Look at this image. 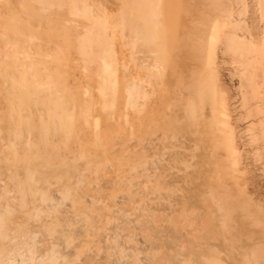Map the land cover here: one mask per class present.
I'll use <instances>...</instances> for the list:
<instances>
[{"label":"bare ground","instance_id":"bare-ground-1","mask_svg":"<svg viewBox=\"0 0 264 264\" xmlns=\"http://www.w3.org/2000/svg\"><path fill=\"white\" fill-rule=\"evenodd\" d=\"M121 1L149 97L110 29L62 0H0V264H264L216 66L219 49L239 64L260 117L264 36L238 34L245 0ZM248 122L261 158L264 118Z\"/></svg>","mask_w":264,"mask_h":264},{"label":"rangeland","instance_id":"rangeland-1","mask_svg":"<svg viewBox=\"0 0 264 264\" xmlns=\"http://www.w3.org/2000/svg\"><path fill=\"white\" fill-rule=\"evenodd\" d=\"M62 3L66 7H70L76 19L80 22L90 23V25L99 28L102 32L110 29L109 35L110 33H116L119 39L115 47L117 52L115 53V57L131 70L130 72L132 73L133 80L131 79L129 83L135 88L139 97H149V95H151L150 88L148 82L146 83L144 80L149 74L141 70V68L144 69L142 66L146 63L143 60L137 63L134 62L133 56L135 52L128 44L130 42L131 44L134 43L132 39L135 36L131 34V28L126 27L125 32L128 34L125 37L120 36L122 32L120 22L122 21L124 24H127L125 16L126 10H124L127 8L123 6L124 4L122 1L62 0ZM245 4L247 9L243 17H245L244 24H246L248 30L244 28L246 30H240L238 34L245 35V38L258 44L264 36V13H261L258 0H245ZM17 9L18 8H16L15 11H17ZM11 12L13 13V11H9V13ZM121 14L125 16L124 20H121L124 18V16L122 18ZM118 30H120V32H118ZM128 39H130L129 42H127ZM216 66L219 72V80L228 94V109L231 117L230 124L233 128L236 148L240 153V160L237 166L239 176L237 177H239L238 179L242 183L239 181V184L244 185V187H242L243 190H246L244 193L248 194V197L252 196L250 197L252 202L255 203L257 201V206H260L259 208L262 207V211L264 212V156L257 158L254 147L247 140L248 121L251 119L257 123L259 119L264 118V86L259 87V98L255 101L256 105L261 108V116H257V118L247 117L246 109L242 108L240 105L241 95L238 80L239 64L227 57V55L223 54L222 50L219 49Z\"/></svg>","mask_w":264,"mask_h":264}]
</instances>
